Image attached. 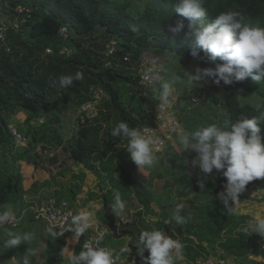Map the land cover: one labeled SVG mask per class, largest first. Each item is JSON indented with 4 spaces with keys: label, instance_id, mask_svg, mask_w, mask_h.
I'll use <instances>...</instances> for the list:
<instances>
[{
    "label": "trees",
    "instance_id": "16d2710c",
    "mask_svg": "<svg viewBox=\"0 0 264 264\" xmlns=\"http://www.w3.org/2000/svg\"><path fill=\"white\" fill-rule=\"evenodd\" d=\"M174 4L175 0H147L142 12H132L128 2L115 0H0V15L6 21L16 22L25 16L17 11L19 7L31 11L26 25L7 31L9 52L0 50V152L12 155L9 170L0 166V212L10 211L16 205L17 213H20L30 206L24 201V196L35 195L39 189L36 176L43 168L38 164L36 147L45 140L54 143L73 163L92 173L100 185L109 184L101 197L105 211L108 205L115 204L117 193L122 201L135 195L141 208L150 211L146 192L130 171L127 141L110 135L112 128L120 122L138 128L155 126L153 109L158 97L150 90L143 94L137 91L138 98L130 95L138 88L133 80L136 68L148 51L174 52L186 69H214L216 64L222 63L219 60L208 61L202 52L196 58L190 55L194 38L187 35L189 30L186 20L185 28L180 33L169 31L170 26L175 27L177 21L182 19L174 12ZM205 7L208 9L209 22L221 12L236 11L243 15L246 23L264 27V0H205ZM61 27L68 30L69 39L66 41L59 37ZM98 30H102V35L106 37L99 43L100 50L96 41H90ZM111 39L116 40L118 53L110 58L113 67L106 68L105 47ZM63 48H67L70 55H66ZM46 50H50V54H46ZM77 72H82L83 78L74 80L71 87L62 89L58 85L52 86V81L58 80L60 76H74ZM208 83L221 92L218 100L223 111L220 123L224 120L235 122L241 115L250 119L264 110V80L257 83L247 77L231 85H225L223 81L217 85L209 79ZM96 88H102L108 97L101 104L105 110L100 108L98 117L92 122L81 123L78 109L90 99L91 92ZM193 93L196 102L203 105L206 101L210 104L207 105L209 110L220 108L215 102L214 106L211 105L213 92L207 86H197ZM250 97H253L252 102L249 101ZM191 101L193 99L190 98ZM19 110L30 113L26 119L28 125L38 119L39 110L47 117L42 133H39L41 128L29 125L28 134H23L26 138L30 135L26 147L15 146L12 126L8 122L9 117ZM70 110H77V127L64 143L59 134L49 133V127L58 128L61 115ZM202 116L203 113L197 108L190 112L182 110L175 117L184 129L194 131L205 121ZM261 128L260 134L264 137V126ZM22 148L20 156L18 150ZM118 148H123V154L117 156ZM22 156L34 167L28 191L24 190L19 170L15 166ZM193 156L195 158L196 153ZM168 158L173 165L175 156L169 152ZM53 162H56L55 155L49 159L50 164L53 165ZM179 176L204 196V202L183 203L180 214L188 218V222L183 225L175 221L166 224L165 221L174 214L176 207L169 213L166 205L162 204L159 208L162 217L154 223V228L180 240L184 245L183 257L191 264H195L199 257L209 256L230 258L234 264H264V237L243 231L253 217L235 212L236 204L251 199L242 193L235 205L230 202L234 210L227 212L219 200V193L224 191L225 183L217 186L205 182L201 189L192 178L188 179L183 173ZM251 189L264 192V179L250 182L245 191ZM55 196L56 203L63 202L59 192ZM74 196L73 193L72 200ZM105 211L103 219L110 230L109 236L121 237L122 229ZM24 221L14 229L4 225L5 232H19L23 229ZM82 241V236L77 238L72 254L82 250ZM66 245L63 235H56L49 241L44 264H58ZM141 262L137 254L135 264Z\"/></svg>",
    "mask_w": 264,
    "mask_h": 264
},
{
    "label": "clouds",
    "instance_id": "9594fccd",
    "mask_svg": "<svg viewBox=\"0 0 264 264\" xmlns=\"http://www.w3.org/2000/svg\"><path fill=\"white\" fill-rule=\"evenodd\" d=\"M174 12L182 19L177 21L175 27L170 26L169 31L180 33L185 28L184 21H187V35L194 38L190 55L196 58L202 52L208 61L222 62L216 64L214 69L197 67L194 73H185L187 84L208 83L212 79L217 85L221 81L231 85L247 77L257 83L264 80V27L246 23L243 15L236 11L221 12L209 22L205 0H175ZM177 60L179 57L174 52L168 53V64ZM152 64L154 66L145 71L143 79L158 94L159 107L166 109L171 106L170 98L183 78L170 73L168 64H161L158 59L153 60ZM82 78V72L74 76H60L58 80L52 81V86L58 85L62 89L71 87L74 80ZM261 126H264V110L250 119L241 115L235 122L224 120L222 123L198 126L194 131L181 128L177 133L178 144L184 153H196L190 162L192 167H197L208 178H211L214 170L222 172L226 178L219 200L227 212L234 210L230 202L235 205L250 182L264 179V137L260 134ZM110 135L127 141L126 152L138 170L152 168L158 163L159 157L155 150L162 141L154 129L130 127L126 122H120L112 128ZM200 188H204L203 182ZM183 207V204H178L174 214L165 223L175 221L178 225L186 224L188 218L180 214ZM124 208L125 204L117 193L114 210L123 212ZM90 215L81 211L72 216L69 231L76 238L83 236L90 228ZM10 216L14 218L9 211L0 213V223L11 222ZM243 231L264 237V215L254 216ZM49 232L53 237L56 236L51 229ZM34 239V232L8 230L0 237V247L4 250L15 249L22 244H30ZM136 248L142 264H180L184 259L183 243L158 229L142 230ZM35 254L34 249L27 248L22 264H30V257ZM69 264H116V259L112 250L100 246L98 240L95 244L85 243L78 254L71 256Z\"/></svg>",
    "mask_w": 264,
    "mask_h": 264
},
{
    "label": "rangeland",
    "instance_id": "374dc122",
    "mask_svg": "<svg viewBox=\"0 0 264 264\" xmlns=\"http://www.w3.org/2000/svg\"><path fill=\"white\" fill-rule=\"evenodd\" d=\"M115 1L128 2L132 12H142L147 0ZM102 34V30H98L90 38L91 42L96 41V45L99 50V43L106 39V37ZM144 57L150 59L151 61L158 59L161 64H168L167 52L148 51ZM168 68L170 73L177 74L183 78V81L176 85V92L174 94L176 102L172 107V113L176 116L181 114L182 110L190 112L193 109L199 108L201 113H203L202 120H205L200 126H206L213 122L220 123L223 111L218 105V100L221 96V92L216 90L214 87H211V85L207 82H200L193 85L187 84V76L185 73H194L195 69L192 67L189 69L184 68L178 60L175 63L168 64ZM197 86H207L208 89L213 92V103L211 105L214 106L215 102L220 108H215L214 111H211L207 108V105H210L208 102L205 101V104L203 105L200 102H196L193 91ZM144 88L145 89H141V87H138L136 90L134 89L130 95L138 98L139 92L143 94L148 90L152 91L150 87ZM137 91L139 92L137 93ZM152 94L158 97V94L153 91ZM190 98L193 99V101L189 102ZM107 100L108 97L106 96L103 101L105 102ZM252 100L253 97H250L249 101L252 102ZM101 110H105L103 109V105ZM76 114L77 110H70L63 113L61 115L60 126L56 129H54V126H50L49 133L59 134L62 141L65 143L76 131ZM28 116H30V113L19 110L9 117L8 122L10 126L16 128L22 134H28L29 125H34L37 129L41 128L42 130L41 132L39 131V133H42V131L45 130L42 126H44L45 120L47 119L46 114L39 110L37 112L38 119H34L29 125L26 123ZM40 121H42L43 124L40 123ZM176 137L177 135H174L167 140L165 149L162 153L158 154V163L152 168L138 170L135 164L129 159L132 177L135 178L145 190L146 196L150 201V211H146L141 208L140 202L135 195H132L128 200L123 201L125 204L123 212L114 210L115 204L113 203L108 205L105 211L103 209V201L101 197L103 192L107 189V187H109V184L107 182L103 185L98 183L93 189L92 186L94 182L97 181L95 176L87 170H85V174H79L78 171L81 170L82 167L73 163L66 153H61L60 149L56 148L54 143L49 140L39 143L36 147V152L39 155L38 164L43 168V171L36 176V185L39 184V189L36 191V194L29 197L27 196L26 199L24 198V201L35 204L40 199H55L56 192L62 194L61 200L70 203L71 205H73L72 203L75 202L76 199L80 200V203L89 200L94 202V204L97 200H100L99 205L101 206V212H99L96 216V220L101 225H106L107 222L103 219L105 211V213L113 217L115 224L123 231L121 237L119 238L108 236V239H106L103 246L112 250L114 255L120 260H125L133 264V262L137 259L138 250L136 247L138 246L139 234L142 230L155 229L154 223L162 217L161 210L159 209L162 204L166 205L167 212L171 213L173 208L178 204L193 201H196V203L204 202V196L196 192V188L194 186H188L186 182L182 181L179 175L183 173V175H185L188 179L192 178V180L199 185L201 182L214 183L217 186H222V184L226 183V178L223 177L222 172H216L214 170L211 178H208L201 173L197 167H192L190 162L194 159L193 153L195 152L184 153L182 147L179 146ZM28 138H30V135H28ZM122 149L123 148H118V151L116 152L117 156L119 154H123ZM22 151L23 148L19 149L18 155L20 154L21 156ZM169 152L175 156V163L173 165V162L168 158ZM33 153H31V155ZM53 155L56 157V162H53L52 165L49 163V159ZM11 156L12 155L9 153L0 152V166L9 170L11 165ZM184 161H188L189 163L185 164ZM15 166L19 170L24 190H30L29 186L32 181L31 174L34 167L26 160H23V156L22 160L17 162ZM86 174L92 176L90 177V180L86 179ZM73 193L76 195L74 196V200H72ZM244 194L247 197H250L251 200L249 202L236 204L235 212L237 214H247L252 217L264 215V192L252 189L251 191L244 192ZM80 195V198L77 197ZM33 196H36V198L33 199ZM10 211L17 214L16 205L10 208ZM49 229L48 225L43 222L31 220V215L27 214L23 224V229L17 233L34 232L35 239L30 244H22L15 249L4 250L0 247V253H3L0 255V264H22L23 256L25 255L27 248L34 249L36 253L30 257V264H44L46 244L54 238L50 234ZM5 230L4 224L0 223V237H3ZM11 231L16 232V230ZM52 231L58 235L57 231ZM64 237L67 239V245L58 264H69L71 256L73 255V247L77 241V238L70 231L66 232ZM0 244H2V240H0ZM126 248L130 249V251H123ZM144 255L147 256L148 253L145 252ZM237 263L239 264V262ZM140 264H142V262ZM180 264L191 263L186 259H183Z\"/></svg>",
    "mask_w": 264,
    "mask_h": 264
},
{
    "label": "built area",
    "instance_id": "2783aa9c",
    "mask_svg": "<svg viewBox=\"0 0 264 264\" xmlns=\"http://www.w3.org/2000/svg\"><path fill=\"white\" fill-rule=\"evenodd\" d=\"M19 13H23L25 16L20 17L16 22H10L3 19L0 15V50L9 52V47L7 44V31L9 28L16 30L19 25H26L28 23L29 15L31 13L30 9L25 7H19L17 10ZM59 37L66 41L69 39V33L66 27H61L59 29ZM63 52L66 55H70V51L67 48H63ZM46 54H50V50L45 51ZM118 53L117 42L111 39L105 47V62L106 68H112L113 62L110 58L114 57ZM129 55L124 58L127 61ZM152 61L148 58H143L138 67L136 68L135 77L133 80L136 82L137 87L148 88V83L143 79L145 71L149 67H153ZM106 94L102 88H96L91 92L90 99L81 105L78 109V116L81 123H89L98 117L101 104L105 99ZM171 106L162 109L159 107L160 100L153 109L154 127H145L154 129L155 134L161 139V143L158 144L156 148V154L163 152L166 146V142L169 138L181 130V123L172 113V107L176 102L175 95L170 98ZM42 123V121H40ZM11 134L16 147H26L27 138L19 133L16 128H11ZM14 215V218L10 216L11 222H3L4 225L10 228H16L25 218L27 214L31 215L32 220L36 222H43L49 226V228L57 231L58 235H63L69 232V226L71 225V218L75 215L74 210L71 205L67 202L56 203L54 199H40L35 204L30 203V206L25 210L18 212L17 214L9 211ZM1 213V212H0ZM90 228L82 236V249L85 243L95 244L96 241H100V246H103V241L110 235V230L105 225H98L90 223ZM71 232V231H70ZM114 254V253H113ZM116 259V264H132L125 260H120L114 255ZM196 264H234L230 258H218V257H199L196 260Z\"/></svg>",
    "mask_w": 264,
    "mask_h": 264
},
{
    "label": "crops",
    "instance_id": "0c3cea01",
    "mask_svg": "<svg viewBox=\"0 0 264 264\" xmlns=\"http://www.w3.org/2000/svg\"><path fill=\"white\" fill-rule=\"evenodd\" d=\"M79 166V165H78ZM78 173L79 174H85V170L82 168L81 170H79L78 171ZM75 174V173H74ZM90 177H92V176H90V175H87L86 174V179H89L90 180ZM96 180V179H95ZM97 184H98V181H95L94 182V184H93V186H92V188L94 189L96 186H97ZM30 187V186H29ZM252 190V189H251ZM251 190H248V191H251ZM246 192V191H245ZM243 195H245L244 193H243ZM29 197V196H32V195H30V194H27L26 196H24V198L26 199V197ZM61 196H62V194H61ZM246 196V195H245ZM77 197H81V195L80 196H77ZM247 197V196H246ZM34 198H36V196H33V199ZM38 198V197H37ZM249 199H250V197H248ZM82 199V198H81ZM63 201V200H62ZM80 200H78V199H76V201L75 202H73L72 204L73 205H71V207H72V209L74 210V212H75V214H78V213H80L81 211H83V212H86V213H90L91 215H90V223H93V224H98V225H101L97 220H96V216L98 215V213L99 212H101V206L99 205V201L97 200L96 201V203L94 204V202H92V201H84V202H79ZM63 202H65V201H63ZM81 204V205H80ZM66 239V238H65ZM66 241H67V239H66ZM106 241V240H105ZM104 241V242H105ZM103 242V243H104Z\"/></svg>",
    "mask_w": 264,
    "mask_h": 264
}]
</instances>
